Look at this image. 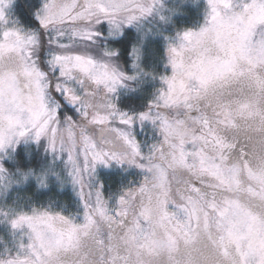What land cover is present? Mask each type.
Listing matches in <instances>:
<instances>
[{
  "label": "clouds",
  "instance_id": "clouds-1",
  "mask_svg": "<svg viewBox=\"0 0 264 264\" xmlns=\"http://www.w3.org/2000/svg\"><path fill=\"white\" fill-rule=\"evenodd\" d=\"M12 2L0 21V102L28 122L25 135L0 152V264H186L189 255L203 264L201 252L212 248L202 227L205 213L215 217L211 203L238 196L264 210V200L247 191H261L247 169L264 164V89L256 83L264 81V23L247 37L252 63L236 52L243 74L216 80L213 62L231 53L197 41L213 23L209 0ZM249 3L217 8L232 16ZM244 99L254 100L259 114L239 115ZM34 114L36 127L48 122L38 142ZM217 138L232 145L223 161ZM202 156L238 165L243 190L224 188L202 169ZM161 209L169 229L177 221L190 226L191 243L181 240L171 253L130 250L125 237L134 222L164 235ZM43 213L55 231L37 223ZM89 219L72 244H56L60 233Z\"/></svg>",
  "mask_w": 264,
  "mask_h": 264
},
{
  "label": "snow or ice",
  "instance_id": "snow-or-ice-1",
  "mask_svg": "<svg viewBox=\"0 0 264 264\" xmlns=\"http://www.w3.org/2000/svg\"><path fill=\"white\" fill-rule=\"evenodd\" d=\"M218 2L228 7V0H209L212 5L213 23L208 28L201 30L197 35V41L210 40L217 47L229 50L230 56L223 59L218 58L217 61L213 62L215 79L224 80L229 75L235 78L243 74L242 72L237 73L236 52L240 53L242 59H247L249 63H252V57L246 55L249 51L247 37L257 23H264V0H251V3L244 5L243 13L232 16H223L217 8ZM5 4H7L9 9L14 7L12 0H0V21L7 19L4 10ZM234 31L235 35L233 34ZM185 38L190 39L191 34L185 33ZM261 55H264V48L261 49ZM204 83L207 84L208 81H204ZM256 83L257 87L264 89V81H257ZM237 103L239 115L243 116L246 114L251 117L259 114L254 100L244 99L237 101ZM224 116L228 123H233V112L231 109H226ZM38 121L39 114H34V117L30 119L32 126L36 129L34 139L37 142L40 140L48 123L44 121L39 124V127H36ZM27 122L16 108H9L5 111L3 103L0 102V152L7 151L9 146H12L14 142H18L15 137H23L25 135L24 125ZM127 122L125 121V123ZM17 129L20 130L17 131ZM210 134L215 135L211 132ZM125 139L127 140V137ZM129 143L131 142L129 141ZM216 144L219 149L218 154L223 161L225 159L223 152L230 150L232 145L225 143L221 138L216 139ZM132 147L133 151L137 150L135 145H132ZM207 161V157H201L202 169L214 176L224 188L235 193L243 190L239 178L240 167L238 165H232L229 168L222 163ZM2 171L3 168L0 167V172ZM247 171L249 177L255 180L261 188L260 192H253L251 187L247 191L252 193L253 196H259L260 199L264 200V164L260 166L258 172H253L251 168H248ZM196 191H199V189H196ZM191 203L193 205L191 215L195 217L199 226L198 201H192ZM210 207L215 210V217L209 220L207 213H205L202 227L211 241L212 248L211 250L206 248L201 252L203 264H264V210L253 208L250 204L241 201L238 196L231 199L226 198L222 206L211 203ZM123 215H127V213L125 212ZM142 215L146 221H151L153 216L152 208H145ZM107 218L111 219V217ZM21 219L32 220V217L22 216ZM62 219L65 218L62 217ZM169 219L167 211L161 209L158 224L160 228L164 229L162 237L156 236L155 229L150 234L143 232L139 222H134L125 237L129 249H147L149 252L168 251L171 253L179 250L181 240L185 244L191 243L190 226L177 221L175 226L169 229L167 227ZM36 220L37 223H44L55 231L49 214H40L36 217ZM90 224L91 219H89V224L87 225H71V228L66 233H60L57 236L56 244L59 245L65 242L72 244L76 240L77 229L81 227L87 228ZM213 227L219 232L218 237L212 233L211 229ZM137 255H139V252ZM122 259H125V264H128L129 258ZM186 264H192L190 255Z\"/></svg>",
  "mask_w": 264,
  "mask_h": 264
}]
</instances>
